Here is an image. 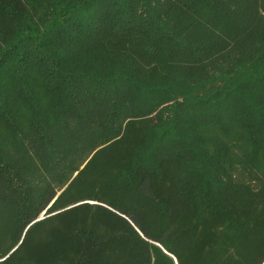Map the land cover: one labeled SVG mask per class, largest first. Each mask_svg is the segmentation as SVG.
<instances>
[{
    "label": "trees",
    "instance_id": "16d2710c",
    "mask_svg": "<svg viewBox=\"0 0 264 264\" xmlns=\"http://www.w3.org/2000/svg\"><path fill=\"white\" fill-rule=\"evenodd\" d=\"M264 0H0V264H263Z\"/></svg>",
    "mask_w": 264,
    "mask_h": 264
},
{
    "label": "bare ground",
    "instance_id": "6f19581e",
    "mask_svg": "<svg viewBox=\"0 0 264 264\" xmlns=\"http://www.w3.org/2000/svg\"><path fill=\"white\" fill-rule=\"evenodd\" d=\"M264 264V263H263Z\"/></svg>",
    "mask_w": 264,
    "mask_h": 264
}]
</instances>
